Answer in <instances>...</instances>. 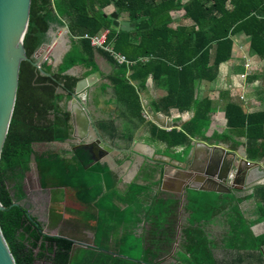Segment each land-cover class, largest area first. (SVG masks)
Segmentation results:
<instances>
[{"label": "trees", "instance_id": "16d2710c", "mask_svg": "<svg viewBox=\"0 0 264 264\" xmlns=\"http://www.w3.org/2000/svg\"><path fill=\"white\" fill-rule=\"evenodd\" d=\"M109 6L134 27L129 31L113 27ZM64 25L70 32V48L56 68L44 63L42 73L29 60L20 64L14 112L1 153L0 227L16 264H264L261 254L255 257L264 235L250 233L252 223L233 199L229 202L228 195L193 189L184 206L189 216L182 225L179 250L172 261L162 263L176 238L180 200L155 191L161 179L155 180L154 168L144 176L147 183L134 181L121 190L107 163L91 165V154L83 146L70 158L35 156L40 185L50 188L53 201H62L64 188H72L77 201L96 209L86 214L95 221L94 247L87 248L74 249L71 238L46 233L44 223L26 206L22 184L34 143L64 142L71 137L70 112L62 101L72 97L81 78L96 71L101 78L87 104L97 106L102 99L103 116L92 117L113 146L129 149L144 126L149 128L148 141L164 142L169 149L189 144L197 136L206 138L203 128L211 101L198 100L199 86L217 78L220 65L232 56L237 33L246 34L251 51L264 59V0H31L23 42L27 56L33 58L49 42L50 30ZM105 28L109 29L107 43L132 64L118 63L83 37ZM97 56L110 63L111 72L100 71ZM75 66L86 68L83 76L67 73ZM149 80L154 89L167 92L152 101L155 111L169 115L173 108L194 109L181 129L166 130L146 119L143 99ZM225 116L227 130L214 137H227L236 147V136H243L248 158L262 160L264 110L249 113L230 102ZM218 216L227 217L229 226L226 237L230 239L223 246L207 229Z\"/></svg>", "mask_w": 264, "mask_h": 264}, {"label": "crops", "instance_id": "0c3cea01", "mask_svg": "<svg viewBox=\"0 0 264 264\" xmlns=\"http://www.w3.org/2000/svg\"><path fill=\"white\" fill-rule=\"evenodd\" d=\"M113 6H109L107 8V12L111 13L113 11ZM181 12V11H180ZM180 15V13H179ZM122 19L121 17H119ZM186 23H189V19L185 20ZM234 44L232 56L229 60L223 62L219 67V73L215 80L208 82L204 81L200 84L198 89V97L202 100V98L208 97L209 101H211V107L209 112L208 121L205 123L203 131L205 133L206 138L195 137L192 138V141L188 144H182L175 146L171 149L168 148L167 144L164 142H150L147 140L149 137V128L144 126L142 129L138 130L135 134V138L127 150L118 149L121 154L128 156L127 158L128 165L131 163L132 159L138 157L141 160V166H145L148 171L151 168H154L155 171V180H162L164 172L168 175H174L177 173L176 168H171V165L175 166L178 161H194L195 165L201 167L204 163L209 164L208 156L210 153L216 154L220 156L224 154L220 150L212 151L208 146H218L223 147L226 150L236 153L238 156L245 157L251 162H256L264 169V158L260 161L251 160L247 156L246 152V139L243 136H236V140L239 141V145L234 147L232 140L225 138L214 137L215 134L221 135L227 130V119L225 116L226 106L230 102L238 103L245 112H257L264 110V59L258 57L251 51L250 47V39L243 32L237 33L233 36ZM215 49H212V59L214 55ZM60 53V52H59ZM57 56V55H56ZM97 62L100 67V71L107 74L112 71V67L110 63L101 56H97ZM249 62L251 64L249 69L245 68V64ZM78 66H76L77 68ZM82 67V66H81ZM79 68V67H78ZM77 70V69H76ZM247 73L246 77L243 78L242 74ZM100 81V79L95 83V85ZM95 85L88 89V97L92 92L95 91ZM167 92L163 89H154L151 86V81H148V87L144 91L145 99H143L144 103V115L147 120H151V111L160 113L163 117H166L165 120L171 121L174 128L181 129V126L188 120H190L194 115V109H190L185 112H180L177 109H171L170 114H164L161 111H155L152 105V101L156 100V98L163 97ZM260 96H259V95ZM241 96L244 98L241 99ZM87 100V99H86ZM86 106L90 107L92 105H88L86 102ZM89 109V108H88ZM92 110L95 113V117L103 116V112L106 110L102 99L98 100L97 106H92ZM99 112L101 115H97ZM90 110L91 117L94 115ZM93 123H94V118ZM153 122V121H152ZM155 123V122H154ZM156 124V123H155ZM157 125V124H156ZM159 126V125H158ZM160 127V126H159ZM162 128V127H161ZM170 130V129H166ZM195 140L202 141L206 143L201 144L200 150L194 155L193 149H195ZM57 143V142H54ZM111 144V143H110ZM112 145V144H111ZM113 146V145H112ZM115 147V146H114ZM77 148V147H75ZM142 149V150H141ZM116 151V153L118 152ZM175 154H180L182 158H177ZM115 155V153L113 154ZM227 158H232L231 155L227 156ZM131 161H130V160ZM114 160V159H113ZM135 161V160H134ZM134 161H132L134 163ZM208 161V162H207ZM115 164H112L111 167L105 161L101 163H107L110 170L115 173L116 186L124 190L128 187V185L134 181L144 184L147 183L148 180H144V176L148 174L143 173L140 179L135 180V176H133L130 180L126 182V184H122L121 174L118 172V160H114ZM207 162V163H206ZM142 166V167H143ZM260 173V171H256ZM173 186L172 184H169ZM240 185V184H238ZM159 184L154 185L155 191H159L161 195L174 196L175 198L180 199L179 196L166 192L158 188ZM264 188V177L259 179L257 182L253 183L248 187H242L241 189H233L230 193H217L216 194H225L228 195V201L231 202L230 198L233 199V205H237L240 213L246 219V221L252 224L250 225V233L254 237L263 236L264 235V215L262 214V209H264V192L261 191V188ZM72 189V188H69ZM190 190V189H189ZM189 190L186 191L185 201L189 194ZM194 191V190H192ZM202 191V190H201ZM57 203V201H54ZM78 204L82 205L79 208L72 207L70 209L69 219L70 223L66 224L62 221L61 225H68L67 230L70 232L79 231V229L90 228L92 229L91 240H78L74 237L66 236L71 238L73 241L77 242L74 249L77 248H87L94 247V231L93 227L95 225L94 220H90L86 217L87 212L96 213V209L90 206H86L77 201ZM186 202L184 203L185 206ZM181 205V204H180ZM76 208V209H74ZM184 211L185 209L182 208ZM182 209L179 208V219L178 224L181 226L184 224L182 220L183 213ZM54 216V215H53ZM189 213L185 211V221ZM51 218V217H50ZM225 216H218L215 222L211 225H207L208 231L212 234V239L215 240L218 246H223L222 242H228L226 234L228 232V221ZM52 220V219H51ZM78 222V223H77ZM182 229V228H181ZM233 242V241H232ZM235 244V243H234ZM112 253V250L109 251ZM262 255L264 258V245L260 250L255 252V257H259ZM113 255H117L114 253ZM246 263H250L249 261Z\"/></svg>", "mask_w": 264, "mask_h": 264}, {"label": "water", "instance_id": "95a60500", "mask_svg": "<svg viewBox=\"0 0 264 264\" xmlns=\"http://www.w3.org/2000/svg\"><path fill=\"white\" fill-rule=\"evenodd\" d=\"M30 8L31 0H0V159L14 112L20 64L23 60H29L43 73V51L41 49L48 43L42 44L33 58L27 56L24 48L23 42L28 28ZM110 16L112 18V26L117 29L129 31L134 27V23H131L129 20L120 19L116 11H112ZM65 32L70 34L67 27H65ZM56 39L60 40L59 37H56ZM69 48L70 45L64 53ZM62 57L63 54L58 59V63L62 62ZM74 69H76V66L70 68L67 73L74 75ZM100 78L101 74L99 71L81 78L77 82L74 94L68 100L67 110L70 112V123L72 124L71 136L83 141L79 145L90 152L91 165L96 162L105 161L111 167L112 164H115L112 155L118 149L104 140L94 125L86 104L81 99V95L87 94L88 89ZM165 118L160 113L151 111V120L157 125L164 129L174 128L172 122L165 120ZM194 144L195 149H193V152L195 156L200 150L201 144L208 146L199 140H195ZM208 147L212 151L220 150L224 154L217 156L210 153L208 156L210 163L208 164L207 161V164L204 163L201 167L195 165L194 161H178L175 166L171 165V168H176L177 173L172 176L166 172L163 174L158 188L179 196L181 199L180 209H182L186 202V191L189 189L230 193L233 189L248 187L264 177V169L258 163L251 162L245 157L238 156L236 153L230 152L223 147ZM229 155L232 158L228 159L227 156ZM256 171H260V173ZM13 204L16 203L14 202ZM26 206L30 209V203H27ZM3 208L4 206L0 202V209ZM178 230L180 231V226ZM56 236H59V234ZM178 238H180V232L177 234ZM73 242L74 248L77 242L75 240ZM177 244H174L168 256L175 252ZM0 264H16L1 227Z\"/></svg>", "mask_w": 264, "mask_h": 264}, {"label": "rangeland", "instance_id": "374dc122", "mask_svg": "<svg viewBox=\"0 0 264 264\" xmlns=\"http://www.w3.org/2000/svg\"><path fill=\"white\" fill-rule=\"evenodd\" d=\"M179 13L181 15V12ZM53 34L55 35V37ZM56 37H59L60 40L56 39ZM49 38L50 40L49 42H47L48 45H46L45 48H48L52 44V42L54 43L56 42V43L52 49V54L51 53H50L51 55L49 54L50 58H48L46 63H51L53 67L56 68L60 64L58 63V59L62 56V54L64 56L65 54L64 52L66 48L70 45V36L68 33L65 32L64 26H58L55 29L50 30ZM45 55H42L43 59ZM78 67L76 68L77 70L76 69L73 70L74 75L83 76L86 71V68L81 67V66H78ZM99 97L102 98L101 96ZM81 99L86 104L87 102L86 99H88V94L84 93L83 95H81ZM87 109L89 113H90V110L91 112L94 113V111L92 110V106L87 107ZM99 114L101 115V113L97 112L96 116ZM93 116H95V113ZM103 138L106 142L110 144V141L108 139H106L105 137ZM81 142L82 141H80L78 138L71 136L70 139H67L64 142L34 143L33 144V154L31 156L29 168L28 170L24 172L22 184H23V190L26 194V199L24 201L27 203H30L31 213L37 215L38 218L44 223V231L46 233L53 234V235H58V234L63 235V236L66 235V236L74 237L75 239H78V240L80 239V240L90 241L91 235H92V231H91L92 229L83 228V229H79V231H76V232H70L67 230L68 225L67 226L61 225L62 221H64L66 224L70 223L69 214H70V209L72 207L74 206L77 208H79L80 206L82 207V205L78 204L77 200L74 198V190L69 189V188H64L63 200L60 202L57 201V203H54V201L51 199L52 193L50 191V188L48 187L42 188L40 185L39 174H38V170H37L36 162H35V156L37 155H45V156H49L52 158H57V157L70 158L73 154H75V151L77 150V148H75L76 145H78ZM112 159L119 161L118 172L121 174V179L123 182L122 184L124 185L133 176H135V180L138 178L140 179L142 174L148 171V169H146L145 166L143 165H142L143 167L141 166V160L138 159V157H135V159H132V161L135 160L134 163L129 159L131 163L128 165V162L125 159V155L121 154L120 151H118L117 153L115 152V155H112ZM95 177L97 178L98 176L95 174ZM179 208H181V206ZM182 208H184V205ZM182 213H183L182 220L185 222V218H184L185 211L183 209H182ZM179 226H180V231L178 230ZM144 227L149 228V225L145 224ZM181 228L182 226L178 224L177 234L178 232H180V238L177 239V234H176L175 241L172 245L173 247L175 243H178L176 246V250H179V247H180L181 235H182ZM140 231H142V229H140ZM175 252L170 256L167 255L162 260L163 261L162 263H169L170 261H172L174 258L173 256Z\"/></svg>", "mask_w": 264, "mask_h": 264}, {"label": "built area", "instance_id": "2783aa9c", "mask_svg": "<svg viewBox=\"0 0 264 264\" xmlns=\"http://www.w3.org/2000/svg\"><path fill=\"white\" fill-rule=\"evenodd\" d=\"M64 27H67V25H64ZM109 33V29L108 28H105L103 30H101L99 33L95 34V35H89V34H85L83 37L85 38H88L90 39L91 41V45H93L94 47L96 48H101V49H104L106 50L118 63L120 64H127V65H130L132 64L133 62L131 60H129L125 55H123L122 53H119L117 52L113 45L110 44V43H107V35ZM56 43V42H55ZM55 43L52 42V44L48 47V48H45L46 45H44L41 49V51H43V53L46 51V55L44 56V59H43V62H42V65L44 63H46V61L48 60V58H50L49 54L51 53L52 54V49L53 47L55 46ZM45 48V50H44ZM40 49V48H39ZM38 49V50H39ZM50 54V55H51ZM251 66V64L249 62H247L245 64V68L246 69H249ZM247 75V73H244L242 74V77L245 78ZM244 98V96H241V99Z\"/></svg>", "mask_w": 264, "mask_h": 264}, {"label": "flooded vegetation", "instance_id": "af4514ba", "mask_svg": "<svg viewBox=\"0 0 264 264\" xmlns=\"http://www.w3.org/2000/svg\"><path fill=\"white\" fill-rule=\"evenodd\" d=\"M65 100H66V101H65ZM68 100H69V99H64V100L62 101V104L66 106V109H67V103H68ZM69 139H70V138H69ZM82 142H83V141H82ZM79 144H80V143H79ZM79 144L76 145V147L80 146Z\"/></svg>", "mask_w": 264, "mask_h": 264}, {"label": "bare ground", "instance_id": "6f19581e", "mask_svg": "<svg viewBox=\"0 0 264 264\" xmlns=\"http://www.w3.org/2000/svg\"><path fill=\"white\" fill-rule=\"evenodd\" d=\"M47 51V50H46ZM46 51L43 53V55H45L46 54Z\"/></svg>", "mask_w": 264, "mask_h": 264}]
</instances>
